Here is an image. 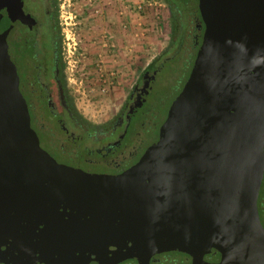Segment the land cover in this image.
Returning <instances> with one entry per match:
<instances>
[{
	"label": "water",
	"instance_id": "obj_1",
	"mask_svg": "<svg viewBox=\"0 0 264 264\" xmlns=\"http://www.w3.org/2000/svg\"><path fill=\"white\" fill-rule=\"evenodd\" d=\"M203 43L158 143L126 172L58 164L0 37V262L264 264V0H201ZM219 252L217 263L203 256Z\"/></svg>",
	"mask_w": 264,
	"mask_h": 264
},
{
	"label": "flooded vegetation",
	"instance_id": "obj_2",
	"mask_svg": "<svg viewBox=\"0 0 264 264\" xmlns=\"http://www.w3.org/2000/svg\"><path fill=\"white\" fill-rule=\"evenodd\" d=\"M163 1L174 20L167 46L128 82L117 109L101 121H92L77 109L67 83L58 0H0V37L6 33L7 53L16 67L30 127L40 147L58 164L87 174L116 176L158 143L170 108L191 75L206 31L201 0ZM165 69L174 78L171 88L160 90L158 76ZM257 211L264 228V170ZM171 254H180L191 264V256L179 251L155 253L149 264H163ZM203 260L217 263L220 253L205 254ZM117 264L138 262L129 258Z\"/></svg>",
	"mask_w": 264,
	"mask_h": 264
},
{
	"label": "rangeland",
	"instance_id": "obj_3",
	"mask_svg": "<svg viewBox=\"0 0 264 264\" xmlns=\"http://www.w3.org/2000/svg\"><path fill=\"white\" fill-rule=\"evenodd\" d=\"M58 3L67 83L82 115L101 121L117 109L137 71L167 46L169 11L163 0ZM173 78L165 69L158 88H171ZM163 264L186 262L171 254Z\"/></svg>",
	"mask_w": 264,
	"mask_h": 264
},
{
	"label": "trees",
	"instance_id": "obj_4",
	"mask_svg": "<svg viewBox=\"0 0 264 264\" xmlns=\"http://www.w3.org/2000/svg\"><path fill=\"white\" fill-rule=\"evenodd\" d=\"M171 6V5H170ZM174 8L176 7V5H172ZM169 19H170V25L172 24V23H174V20H173V18H171V17H169ZM173 26V25H172Z\"/></svg>",
	"mask_w": 264,
	"mask_h": 264
}]
</instances>
